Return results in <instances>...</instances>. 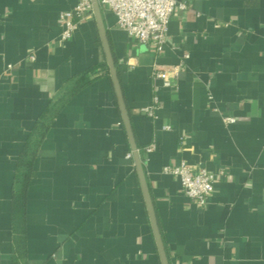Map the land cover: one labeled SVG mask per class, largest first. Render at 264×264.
Returning a JSON list of instances; mask_svg holds the SVG:
<instances>
[{"label": "crops", "instance_id": "1", "mask_svg": "<svg viewBox=\"0 0 264 264\" xmlns=\"http://www.w3.org/2000/svg\"><path fill=\"white\" fill-rule=\"evenodd\" d=\"M79 1L0 0V264H162L95 15L61 40ZM102 13L169 263L264 264V0H188L159 53Z\"/></svg>", "mask_w": 264, "mask_h": 264}, {"label": "built area", "instance_id": "2", "mask_svg": "<svg viewBox=\"0 0 264 264\" xmlns=\"http://www.w3.org/2000/svg\"><path fill=\"white\" fill-rule=\"evenodd\" d=\"M98 1L102 9L110 10L116 16L119 28L125 30L137 42L148 45L155 53H159L168 40L169 24L176 10L188 7V0ZM92 15H94L92 0H80L73 9L62 12L61 40L69 41L78 24ZM31 59H35V56L32 55ZM181 69L182 63L167 68L155 63L152 76L156 80H161L164 87L175 88ZM158 105L159 98L155 95L152 104L145 110L146 113L152 115ZM224 120L226 123H234L236 119L228 116ZM154 148L155 145L151 144L146 148V152H151ZM132 157L133 154L128 153V158ZM163 172L178 177L186 195L199 205L208 202L217 179L215 173L206 169H201L198 173L193 172L184 162L177 167L165 166Z\"/></svg>", "mask_w": 264, "mask_h": 264}, {"label": "water", "instance_id": "3", "mask_svg": "<svg viewBox=\"0 0 264 264\" xmlns=\"http://www.w3.org/2000/svg\"><path fill=\"white\" fill-rule=\"evenodd\" d=\"M92 4H93V10H94V15H95V19L96 22L98 24V28H99V32H100V37L102 40V44H103V48H104V52L106 55V59L109 65V69H110V74L112 77V81L114 84V88L116 91V95H117V99H118V103L120 106V110H121V114H122V119L124 122V126L128 135V139L130 142V146L133 152V158L135 161V166L138 172V176L140 178V182H141V186H142V190H143V194H144V198H145V202L147 205V209L149 212V216H150V220L152 223V227H153V231L155 234V238L157 241V246L160 252V256H161V260H162V264H170L169 263V258L167 256L166 253V249H165V245H164V241L162 238V234H161V230H160V226L158 223V218L156 215V211L154 208V203L150 194V190L148 187V183L146 180V175H145V171H144V165H143V160L141 158L139 149H138V145H137V141H136V137L134 134V130H133V126H132V121L130 118V114H129V110H128V106L124 97V93H123V89H122V85L120 82V78L116 69V65H115V59H114V54L112 51V47L110 45V41L108 38V33L106 31V27H105V23H104V18H103V13H102V8L101 5L99 3L98 0H92Z\"/></svg>", "mask_w": 264, "mask_h": 264}, {"label": "trees", "instance_id": "4", "mask_svg": "<svg viewBox=\"0 0 264 264\" xmlns=\"http://www.w3.org/2000/svg\"><path fill=\"white\" fill-rule=\"evenodd\" d=\"M26 187H27V185H26ZM26 190H27V189H26ZM25 192H26V191L23 190L21 193H18V195H17L16 197H17L18 199L21 198V197L23 198L24 195H25ZM22 198H21V199H22Z\"/></svg>", "mask_w": 264, "mask_h": 264}]
</instances>
